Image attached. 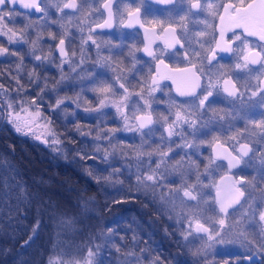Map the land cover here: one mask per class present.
Listing matches in <instances>:
<instances>
[{"label":"snow or ice","instance_id":"obj_1","mask_svg":"<svg viewBox=\"0 0 264 264\" xmlns=\"http://www.w3.org/2000/svg\"><path fill=\"white\" fill-rule=\"evenodd\" d=\"M87 2L88 0H79L78 4L77 0H66V2L56 0L51 6L61 13L60 19L63 20L66 15L65 10H74L72 15H75L83 11V5ZM92 2L99 3L100 0H92ZM120 2L121 0H102L98 8L90 9L84 22H79L77 25L80 33L78 48L72 46L75 37L68 31V25H61L63 34L58 44L55 48L49 44L45 53L44 48L41 47L42 35L37 32L35 38H31V30H34L36 25L30 19L24 28L19 30L9 27V24L14 23L17 16L27 18L40 13L41 27H48L49 0H0V38L6 37L9 47L29 44L25 55L36 63L37 68L46 69L55 66L60 73L59 79L49 84L51 77L47 75L42 77L35 69L28 71V83L33 85L29 99L27 98L29 93L22 83L25 57L17 51H9V47L0 43V57H18L19 60L15 65L16 75L12 74V70L0 72V78L8 77L16 85L15 88L9 89L0 83V124L6 122L16 133L39 141L56 156L63 154L66 157L64 133L57 130L52 116L48 113L54 114L57 118L62 112L65 118L67 115L76 117L78 112L74 110L72 113H67V107L75 105L76 109H80L83 104L86 105L83 107V113H95L96 116L104 117L107 115L106 109H115L114 122L119 123V127L102 129L101 123H107L103 119L98 121L95 128L88 127L87 130H85L86 126L76 125L75 131L79 136L92 137L89 143L95 146L92 155H89L84 147L78 148L79 159L94 160L103 152L101 159L108 163L110 159L115 160L118 151L125 157L131 152L137 164L134 173L136 194L145 198L150 196L152 198L150 203L161 215H168L169 227L174 228V231L168 233L165 229V232L169 235L179 234L178 247L188 248L196 241H201L200 246L194 251L189 250L192 256L206 259L215 246L238 241L251 253L244 257V261L251 264L254 255L264 254V211L259 212L258 231L249 232L243 227L249 218L254 221L256 214L254 207L249 205L244 209V205L248 203L246 191L249 186L255 191L258 182L255 177L249 180L244 175L236 176L233 174V169L240 166L244 158L255 151L251 143H241V139L264 140V118L255 120L248 119V114L241 116L235 105L236 101L243 103L245 97H248L249 101L258 98L259 106L264 108V0H188L189 13L207 14L201 21L203 30L195 33L194 37H190L187 33L186 16H180L179 21L168 23L167 26L164 25L163 20H153L150 22L153 27L149 29L140 20V7H126L124 11L127 22L124 27L134 28L139 25L144 28V37L141 41L143 48L134 44L127 53V57L132 61L130 66H125L124 58H117L123 51V45H112L111 41L98 42L95 39L97 30L113 28L115 21L123 15L119 9ZM156 2L173 5L176 0H156ZM24 10L29 11L26 13ZM105 11L107 16L103 22L92 21V16H104ZM52 23L55 24L57 21ZM68 24H71V20ZM86 27L88 31L85 34ZM157 31L162 32V35H156ZM48 36L53 42L57 39L56 33L48 32ZM157 40L162 41L164 50H172V55L184 50L180 62L186 66L173 67L165 63L164 53L158 54L153 48ZM93 47L95 60L92 59L89 51ZM105 49L107 55L104 54ZM37 51L41 54H36ZM141 51L155 62V66L149 67L147 74L140 76L137 83L133 84L129 80V74L142 72L144 69L143 63L136 57V52ZM57 56L59 64H55ZM226 57L235 61L231 67L220 63ZM65 66L68 68L67 74L64 71ZM242 74L248 78V83L243 85L239 83ZM165 81H170V85L165 84ZM77 87L80 91L74 97L59 95L61 91ZM36 88H39V92L35 91ZM165 88L169 89L167 93L169 99L165 111L161 112L158 110L161 102L156 99V93L163 92ZM85 92L91 93L93 99L98 101L95 106L84 95ZM53 97H58L55 98V103L51 102ZM220 97L228 102L227 108L216 107L217 103L221 102ZM261 115L264 116V113ZM96 116L87 118L95 119ZM242 119H248V125L244 130L222 138L225 131L232 130L233 121ZM158 130L159 143L152 147L149 140ZM93 132L96 133L95 136ZM119 133L138 134L140 145L133 148L120 143L113 145L111 151L100 146L105 143L111 145ZM146 135L149 140H145ZM177 138L180 143H176ZM205 146L211 149V154L201 172L199 163L192 157L200 153L201 148ZM146 147L151 150L145 151ZM180 152H183L181 159L170 164ZM145 157L148 160L147 172L141 166ZM260 160L259 180L264 182V155H261ZM224 161L227 162L228 171L216 180L215 175L218 174V169L224 166ZM153 163L155 167H152ZM0 166L9 167L3 160H0ZM125 171L129 173L126 179L130 180L131 166L129 165ZM125 171L114 169L110 176L125 175ZM190 172L195 174V183H188ZM174 173L180 174V188L172 189L166 186V175L171 176ZM86 174L97 182L100 180L109 182L107 177L94 176L92 169H86ZM19 175L18 171L11 176L0 175V215L13 209L14 205L10 202L13 199L16 201L17 209L21 205L28 207L37 203L32 235L22 245L26 247L30 246L39 236L41 229L46 226L43 216L47 208L52 206L44 201L38 192H32L26 182L16 180ZM205 179L207 183L204 182ZM117 183L123 185V181ZM116 191L121 192L124 189L121 187ZM127 191L129 196H132V189L129 188ZM206 196L208 199H205ZM177 200L180 211H177ZM90 202H85V211ZM124 202L126 201L123 199L113 201L115 204ZM190 202H195V205L186 211L183 206ZM209 209L215 213V217L204 215ZM239 209H244L241 212L242 218L233 220L230 224L232 213ZM57 217L59 218L57 226H72L77 222H83L78 221L76 216H69L67 212L53 208L49 219L53 220ZM112 223L119 225L120 221L114 220ZM133 223H136L135 218ZM248 227H254V223H250ZM138 228L139 225L135 229L129 226L123 231L135 233ZM120 230V228L108 227L106 230L90 233L88 242L78 248V258L66 260L64 257L67 253L60 252L50 257L47 264H103L101 254L107 251L112 255L113 249L119 254V259L114 264H144L145 260L148 264H165L166 258L162 259V253L153 255L156 249L148 246L140 248L142 241L137 235L131 237L129 250L122 251V245L127 248L128 244L126 236L118 235ZM230 232L233 234V239H226V235ZM97 241L101 242L97 243ZM20 264H29V262L21 261ZM177 264L180 262L178 261ZM224 264L229 262L224 261ZM234 264H243V261H236Z\"/></svg>","mask_w":264,"mask_h":264},{"label":"trees","instance_id":"obj_2","mask_svg":"<svg viewBox=\"0 0 264 264\" xmlns=\"http://www.w3.org/2000/svg\"><path fill=\"white\" fill-rule=\"evenodd\" d=\"M0 83L6 85L1 80ZM63 139L66 157L63 154L56 156L39 141L16 133L10 124H0V160L9 165L7 168L0 166V175L11 176L18 171L20 175L16 180L26 182L32 192H38L52 206L44 213L46 226L41 229L39 236L30 246L22 247L23 242L32 235L38 205H21L17 209L15 199L10 201L14 205L13 209L0 215V264H20L21 261L47 264L50 257L60 252L67 253L64 257L66 260L77 258L78 248L84 241L86 232L94 234L107 227L110 220L120 218L125 213L135 218L134 229L139 225L137 231L132 232V236L137 235L142 241L140 248H154L156 252L153 255L162 253V259L166 258L170 262L201 263L194 258H188L183 247H178V233L169 235L165 232L167 229L171 233L174 228L169 227L167 219L156 210L149 199L136 194L134 190L132 196H129L128 191L117 192L107 184L102 185L101 180L97 182L86 174V169H90L89 160H80L77 155L78 141L73 139L75 143H72L66 137ZM121 199L126 202L113 203L114 200ZM86 201H91L87 205V211L84 209ZM53 208L67 212L69 216H76L78 221L83 222L72 226H57L58 217L49 219ZM129 223L128 221L127 227L132 226ZM122 225L124 226L123 222L116 227L122 229ZM127 241L129 242L128 236Z\"/></svg>","mask_w":264,"mask_h":264},{"label":"flooded vegetation","instance_id":"obj_3","mask_svg":"<svg viewBox=\"0 0 264 264\" xmlns=\"http://www.w3.org/2000/svg\"><path fill=\"white\" fill-rule=\"evenodd\" d=\"M56 0H49V13L50 16H54L53 10H56L55 7L51 6L54 5ZM66 2V0H64ZM79 4V0H77ZM100 3H102V0H100L99 3H93L92 0H88L87 3L83 5V10H86V13L84 12V15H88L90 9H96L100 6ZM140 7L141 9V15H140V20L142 23H144L146 28L151 29L153 26L150 23L153 20H163L164 25L167 26L168 23H174L179 21L180 16H186V23L188 25L187 28V33L190 37H194L195 33L203 30V25L201 21H203L206 17V13H202L199 15H193L192 13L188 12L189 9V4L188 0H176L175 4L173 5H163V4H158L156 0H121L119 3V9L120 12L123 13L114 23V27L111 29H104V30H97V34L95 36H101L103 35L105 37L110 36L113 32L116 34H119V38H117L115 35L113 36V40L116 42L118 41V45H123V51L120 54L119 57L117 58H124V64L125 66H130L132 61L131 58L127 57V53L129 51V48L132 45H136L139 48H143V44L141 41L143 40L144 37V28L139 27V25H136L134 28H126L124 27V24L127 22V16L126 12L124 11L126 7ZM26 13L28 11L24 10ZM70 11L73 12L74 10H65V12ZM196 10H193L195 12ZM113 12H116V7L114 5L113 7ZM42 14L40 13H35L31 15L30 17H25V16H17L15 18V22L12 24H9V27H14L15 29L19 30L24 28V26L28 23L29 19L35 23V22H40ZM105 16H107V13L105 11L104 16H92L91 19L92 21L96 23H100ZM85 20V18H84ZM84 20L82 22H84ZM77 21V25L79 23L78 18L75 19V22ZM76 25L75 28L72 30V35L75 36V39L72 41V46L78 48L79 46V39H80V33L78 26ZM50 27V26H49ZM59 25H55L52 27V32L56 33L57 39L56 41H50L49 44L53 48H55V45L59 42L60 38V29ZM40 34L42 35V40H45L46 38L44 37L47 33V28L41 27L39 28ZM32 31V36H33V30ZM88 29L87 27L85 28V34L87 33ZM156 35H162V32L157 31ZM2 41H6L5 38H0ZM193 42H195L193 40ZM66 46H67V39H66ZM5 47H8L5 46ZM154 50L159 54L161 52L164 53L163 58L165 59V63L170 64L173 67L180 66L184 67L186 66L185 64L180 62V59L183 57V51L181 50L177 55H172V50H164L163 48V43L162 41L157 40L156 44L153 45ZM115 50V49H114ZM69 51H71L69 49ZM89 51L92 54V59L95 60V48L89 49ZM106 52V49H105ZM115 52V51H114ZM108 53V52H107ZM106 54V53H105ZM136 57L137 60L141 61L144 65V69L142 72L138 73H130L129 74V80L133 84H136L140 76H144L148 72L149 67L155 66V62L151 60L150 57H147L145 53L141 52H136ZM59 60V57L57 56V59L55 60L56 62ZM234 60H230L227 57L224 60H221V64H225L229 67H231L234 64ZM67 67V66H65ZM137 67L139 68L140 65L138 64ZM48 69V67L46 68ZM45 68H40V72H43L46 70ZM91 68H89V71ZM213 71L215 69L213 68ZM109 75H111L109 73ZM255 75V73H254ZM135 77V79L133 78ZM254 82V81H253ZM165 84L170 85V81H165ZM239 83L241 85L248 83V78L246 75H241L239 79ZM169 89L165 88L163 92H157L156 93V99L160 101V105L158 110L161 112H164L166 107H167V101L169 97L167 96ZM118 98V97H117ZM221 102L217 103L216 107L217 108H227L228 102L224 101L223 97L219 98ZM236 110L240 112L241 116H244L245 114H248V119H255V120H260L264 118V116L261 115V113H264V108H261L258 103V98H252L251 101H249L248 97L244 98V102L241 103L240 101H236ZM112 111H115V109H109ZM248 119H242V120H236L233 121V128L231 131H225L223 133L222 138H226L230 135L237 134L241 130H244L246 126L248 125ZM225 127H227L225 125ZM132 133H120V135L123 137L125 144H128V137H133V141L136 143L139 141L138 139V134H132ZM247 136V133H246ZM191 139V137H189ZM149 140V139H148ZM241 143H251L253 148H254V153H250L249 157H245L244 161L240 166H238L236 169H233V174L236 176L239 175H244L247 179L252 180L255 177L256 182H258V187L256 188L255 191H252L251 186H249L248 190L246 191V196H248V203L244 205V209H247L249 205H252L255 209V218L254 221L249 218L247 220V231L249 232H256L260 228V222H259V212L264 211V192H262V189H264V182H260L259 180V171H260V166H261V160L260 157L261 155H264V140H259L258 139H241ZM149 143L151 144L152 147H155L156 144L159 143V130L157 131L156 135L152 136L151 139L149 140ZM176 143H180L179 139H176ZM238 147V145H237ZM151 149V148H150ZM211 154V149L207 148L206 146L201 148L200 153H198L196 156H193L192 159L197 160V163H199L200 170L201 172L203 171L205 165L208 163L207 158ZM181 156H183V152H180L178 155H176L171 163H175V161L180 160ZM224 166L218 169V174L215 175V179L219 180L220 175H224L228 170H227V162H223ZM186 168V166H185ZM180 176L179 173H174L171 176L166 175V182L167 183H176L178 182V177ZM193 173H188L189 179L194 177ZM171 177V178H170ZM205 183L208 181L205 179ZM244 209H239L236 212L232 213V218H235L236 220H239V216H241V212ZM242 218V217H241ZM250 223H254V227H248ZM208 226V225H207ZM235 246L231 251H216L214 254V257H207L206 259H201L200 264H224V261H228L229 264H234L236 261H243V264H247V261H244V257L251 255L248 251L245 250L244 247L241 246V244L237 241L234 242ZM220 246V245H217ZM226 249V248H225ZM222 250V249H221ZM228 250V249H226ZM251 264H264V254H257L253 256V260Z\"/></svg>","mask_w":264,"mask_h":264},{"label":"rangeland","instance_id":"obj_4","mask_svg":"<svg viewBox=\"0 0 264 264\" xmlns=\"http://www.w3.org/2000/svg\"><path fill=\"white\" fill-rule=\"evenodd\" d=\"M53 12H54L55 15L53 17L49 16V18H48V24H49L50 27L49 26L46 27L47 28V33L44 36L46 39L45 40H41V47L44 48L45 53L47 52V48H48L49 43L51 41L49 36H48V32H52V27L53 26H55V25L58 26L59 25V27H60L59 29H60V33H61L60 35H62L63 34V29L61 28V25H68V31L71 34H73L72 33V31H73L72 29L75 28L76 25H77V21L75 22V19L78 18L79 22H82L84 20V18L86 17V15H84V12L86 13V10L78 12L75 15H72L73 12L67 11V12H65L66 15H65L63 20L60 19L61 13H59L56 10H53ZM69 20H71V24L70 25L68 24ZM52 21H57V23L53 24ZM34 24L36 25V28L33 30V36H31L32 39L35 38L37 32L40 33L39 28H41L40 22H35ZM114 35L117 38H119V34H116V33L113 32L108 37L102 38L104 36L101 35L100 37L99 36H95V39H97L98 42H100V41H111L112 45H118L119 42L118 41L115 42L113 40V36ZM75 36L76 35L74 34V37ZM79 42H80V39H79ZM0 43H4V46L8 45L6 43V41L0 40ZM8 47H9V45H8ZM28 49H29V44H23L22 46L18 45L16 47H9V51H17V52L20 53V55L25 57V59H24L25 72H24V75L22 77V83L25 85V88L27 89V91L29 93V96L27 98L30 99L31 98V94L33 92V85L28 83V80H27V72L28 71H31V70L35 69V71L38 72L42 77L44 75H47V76L51 77V80L49 81V84H52L55 80H58L59 77H60V73L56 69L55 66H49L48 69H46L43 72H40V68L36 67V63H34L31 58H29L27 55H25V53L28 51ZM36 54H41V53L39 51H37ZM104 54L105 55L108 54L107 50H106V52L104 51ZM18 62H19L18 57H7V56L0 57V67H1L0 68V72H3L5 70H12V74L16 75L15 65ZM59 62H60L59 60L57 62L55 61V64H59ZM64 71H65V74H67L68 73V68L65 67ZM73 79H75V77ZM0 80H1V82H4L6 84L5 85L6 88L12 89V88L16 87L15 83L11 82L8 77L0 78ZM35 91L39 92V88H36ZM79 91H80V88L77 87L75 89H69V90H66V91H61L59 95L60 96L67 95V96H73L74 97L76 95V93H78ZM84 95L87 97L88 100L91 101L93 106H95L98 103L97 100L93 99V95L91 93L85 92ZM55 98H58V97L51 98V102L52 103H55ZM17 99H19V97H17ZM84 106H86V105L82 104L80 109H76L75 105H69L67 107V109H66L67 113H72L74 110L78 112V115L76 117H73L72 115H67V117L65 118L63 112H62V114H61V116L59 118H57L52 113H48V114L52 116L54 125L57 128V130L59 132L64 133V135H65L64 137L68 138L71 141L73 139H76L78 141L76 148L78 146H79L78 148L84 147L85 150L87 151V153L89 155H92L93 148L95 147L94 145L89 143V141L92 140V137H80L79 133H77L75 131L76 125L80 124L81 126H86L85 130H87L88 127L95 128L96 124L101 119L107 121V123H101L100 126H101L102 129L103 128L119 127L120 125H119V123L114 122L115 119H116L115 111L106 109L105 112L107 113V115L104 116V117H99V116H96L95 113H92V114L83 113V107ZM90 116H96V118L95 119L87 118V117H90ZM95 134L96 133L93 132V136H95ZM138 139H139V141L135 143L133 141V137H128V144H125L123 137L119 133V134H117V138L115 140H113L111 145L105 143V144L100 145V146L102 148L108 150V151L112 150L113 145H118L120 143H122L124 145H130L133 148H135V147L139 146L140 143H141L139 136H138ZM148 139H149V137L146 135L145 136V140H148ZM82 141H83V143H82ZM150 150L151 149L148 148V147L145 148V151H150ZM102 156H103V152H101L100 155H97L94 160L88 159L89 160L88 162H89L90 169L93 170V175L94 176H100V177L109 178V182L108 183H105L104 180H101V184L102 185L104 184V186H105V184H107L113 189H118V188L123 187L124 191H121V192H126L129 188H131L132 190L136 191L135 190L136 177H135L134 173L136 172L137 164H136V160L133 158V154L131 152H129L128 156L125 157V156L120 155L119 151H118L117 154H116L115 160H111L110 159L108 161V163H105L101 159ZM147 163H148V160L145 157L144 161H143V164L141 165L144 168L145 172H147V167H146ZM129 165L131 166V170H132V176H131L130 180L126 179V176L129 173L127 171H125V169ZM152 167H155V163L152 164ZM114 169H121L122 171H125V175L110 176V173ZM193 175H195V174L193 173ZM178 179L179 180L176 183H167L165 181L166 186L168 188H172V189L180 188L181 187V177L179 176ZM117 181H123V185L117 183ZM195 181H196V177L195 176L192 177L191 179H189V177H188V183H195ZM104 186H101V187L104 188ZM157 192H159V189H157ZM180 195L182 196V189H181ZM147 199L151 200L152 198L149 196V197H147ZM205 199H208V197L206 196ZM176 203L178 205L177 211H180L181 208L179 206V200H177ZM194 205H195V202H190V203H188L187 205H185L183 207L187 211L188 209H192L194 207ZM156 210H157V208H156ZM123 215H125V216H123ZM204 215L205 216H214L215 217V213L211 209L205 211ZM163 216L167 219V222L170 224V221L168 219V215L166 214V215H163ZM122 217L124 219H121ZM132 218L133 217L131 215L127 216L126 213L122 214L120 216V218H114L113 220H110V222L107 225V227H104L101 230H106L108 227H112L114 229L117 228L116 227L117 225L114 226V224L111 222V221H114V220H119L120 223L123 222L124 226L122 225V229L127 227V222L128 221L130 222L129 224L132 223L131 227L133 228V226L136 225V224L133 223V221H132L133 219ZM216 218L218 219L219 217H216ZM239 219H241V216H239ZM233 220H236V219L231 217L229 219V223L231 224L233 222ZM246 225H247V220L245 221L243 227L246 228ZM208 226L210 227V225H208ZM122 229H121V231H122ZM121 231L118 233V235L119 236H124V234H125L126 237L128 236V240H129V242L126 240V243L128 244L127 248L123 247V245H122V251H128L129 248L131 247L132 232H129V235H128V233H125L124 231H122L123 232L122 233ZM89 234H90L89 232L85 233L84 239H83L84 241L81 242V245L86 244L88 242ZM225 238L226 239H233V234L230 232V233H228L226 235ZM100 242L101 241H97V243H100ZM118 243H120V242L118 241ZM200 243H201V241H196V243L194 245H189L188 248L183 247V251L188 256V258H190V259L194 258L195 260H199V261L201 260V259H198L197 257L192 256L191 255V251L189 250V249H191L192 251H194L197 247L200 246ZM72 244H73V247H74V244H75L74 241L72 242ZM234 246H235L234 243L220 245V246H215L207 257H211V256L214 257L215 256L214 254L216 253V251H231ZM225 248L228 249V250H226ZM118 259H119V254H116L114 249H113V254L112 255H109V253L107 251H105V252H103L101 254V260H102L103 264H114V262L117 261ZM144 264H148V261L145 260ZM165 264H177V263L165 260ZM180 264H183V263H180Z\"/></svg>","mask_w":264,"mask_h":264},{"label":"water","instance_id":"obj_5","mask_svg":"<svg viewBox=\"0 0 264 264\" xmlns=\"http://www.w3.org/2000/svg\"><path fill=\"white\" fill-rule=\"evenodd\" d=\"M26 11H29V10H26ZM105 18H106V16H105ZM101 22H103V20H102ZM57 44H58V43H57Z\"/></svg>","mask_w":264,"mask_h":264}]
</instances>
